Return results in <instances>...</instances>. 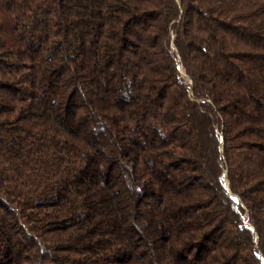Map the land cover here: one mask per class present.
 <instances>
[{
    "label": "trees",
    "instance_id": "trees-1",
    "mask_svg": "<svg viewBox=\"0 0 264 264\" xmlns=\"http://www.w3.org/2000/svg\"><path fill=\"white\" fill-rule=\"evenodd\" d=\"M0 264H264V0H0Z\"/></svg>",
    "mask_w": 264,
    "mask_h": 264
}]
</instances>
